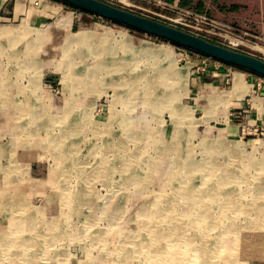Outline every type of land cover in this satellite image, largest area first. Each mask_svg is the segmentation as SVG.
Listing matches in <instances>:
<instances>
[{"label":"rangeland","instance_id":"1","mask_svg":"<svg viewBox=\"0 0 264 264\" xmlns=\"http://www.w3.org/2000/svg\"><path fill=\"white\" fill-rule=\"evenodd\" d=\"M24 1L18 5L24 16L0 25L25 27L23 18L33 8ZM101 1L264 60V34L258 25L214 17L210 0L204 2L216 28L165 7L167 0ZM196 3L193 10L205 14ZM84 18L80 28L95 31V37L91 34L88 42L67 51L45 48L39 35L46 30L37 34L41 25L34 22L27 24L29 34L37 37L34 46L27 36L12 46L0 38V88L7 93L0 102L8 95L12 100L0 103V264H264V131L253 130L241 117L227 126L216 108L194 106L195 74L186 59L207 57L88 13ZM141 40L153 52L167 54L160 61L143 58L134 64ZM130 51L133 63L127 59ZM177 74L185 76L182 85ZM147 81L151 88L143 97ZM230 85L228 79L217 90L225 93ZM222 131L231 133L223 139L224 147L238 146L240 154L202 146L206 134L219 139ZM255 143L259 148L251 156ZM179 166L186 175L177 176ZM219 180L217 198L231 193L232 186L239 188L232 193L236 214L229 215L222 232L204 236L208 245L197 229L211 225L189 224V219L195 221L192 215L178 217L175 221L182 224L175 225H182V236L189 239L170 250L176 262L162 257L164 244L155 246L149 238L151 228L165 227L170 215L155 214L170 210L168 203L187 182L199 189L203 182L208 188ZM254 197L261 201L247 207ZM172 209L179 208L173 204ZM221 236L229 246L210 261L209 256H218L214 245ZM196 246L205 256L190 254Z\"/></svg>","mask_w":264,"mask_h":264},{"label":"crops","instance_id":"2","mask_svg":"<svg viewBox=\"0 0 264 264\" xmlns=\"http://www.w3.org/2000/svg\"><path fill=\"white\" fill-rule=\"evenodd\" d=\"M167 1L183 8H193V3L197 2V9L199 11L200 9H204L207 15L209 14L208 9H210L213 16L218 19H237L240 22H251L257 24L258 28L264 34V0H210L209 3L211 6L208 7V9L207 4L204 2L206 0ZM19 2L20 0H0V23L3 22L4 19H9V17L12 19H21V16H24L23 13L20 12L18 6ZM24 2V5L30 4L33 11L29 13V15H25L23 19L27 20V24L33 22L40 25L42 24L43 26L41 25L39 29L44 27L46 30L40 35V40L38 39L41 44L45 42V48L53 49L55 47H61L63 49L67 38L72 37L75 32H78L77 30L73 31L76 25L79 26V31L87 30L85 28H80L86 23V19L84 18L85 14L76 12L62 3L51 0H27L29 4L26 1ZM62 18L66 20V26L64 27H61L59 23V20H62ZM0 26L5 25L3 24ZM92 35L95 37V33H92ZM125 36L126 34L124 33V37ZM27 37L29 40H32L34 46L37 37L32 34L27 35ZM60 37L63 38V41L57 44L55 40L58 41ZM129 39L131 42L134 40L131 36ZM135 41L138 42L139 40L135 39ZM32 43L29 42V45ZM85 43H82V45ZM146 43L148 42L144 40L139 42L140 51L141 47ZM166 48L170 51H172V49L175 50L174 47ZM131 54V51L129 55L127 54V59L130 63L135 61L134 64H140L143 58L146 59L144 55H140L141 58L138 57V59L132 61L130 60ZM186 60L187 63L191 65L190 69L192 68V74L193 71L195 74L192 78L193 94L196 96L194 98V106H199L203 110L216 108L218 110L217 114L222 117L227 126L234 118L241 117L243 120H247V125L253 130L264 131L263 78L244 73L241 70L228 67L222 63H215L214 61L203 59V57L200 56L187 58ZM98 63L101 64L104 63V61L102 60ZM173 71L175 72V70ZM174 72L172 76L175 75ZM228 79L231 80L230 89L225 93L224 91H218V88L226 86ZM237 82H239L240 86L235 89ZM217 91L219 92L218 94H216Z\"/></svg>","mask_w":264,"mask_h":264},{"label":"bare ground","instance_id":"3","mask_svg":"<svg viewBox=\"0 0 264 264\" xmlns=\"http://www.w3.org/2000/svg\"><path fill=\"white\" fill-rule=\"evenodd\" d=\"M59 23H60L61 27L66 26L65 25L66 24L65 18H62V20H59ZM43 28H41V30L38 28L39 30L38 29L36 30L37 34H40L41 31L43 30ZM31 29L32 28H29V26H27V25H25V27H23V26L19 27L18 29H12V28L10 29L9 27L0 26V38L5 37L7 39V41H8V45L12 46L14 41L17 40L18 38H21V36L24 37V36L29 35V32L31 31ZM92 33H95V31H91L90 32V31H87V30H80L77 33L75 32V34L72 37L67 38V40L65 41V44L63 46V49H65L67 51L69 48L73 47L77 43H85V42H87V40L92 36L91 35ZM6 36H8V37H6ZM106 39H108V38H106ZM152 50L153 49L148 46V43H146V44H144L141 47V53L139 55L142 54L146 58H152V59H158L159 60L160 58H163L164 54H167L166 51H163V50H155L154 52ZM134 60H136V59H134ZM178 75H179L178 76V80H179V82L182 85V82L184 81L185 76L184 75L181 76L180 74H178ZM1 80L4 81L5 77L1 76ZM4 86H6V85L3 84V88H4ZM238 86H240L239 82H237V84L235 86V89L238 88ZM145 88L146 89L148 88L147 90L145 89V93H143V92L140 93V95L143 96V97H146L144 95H147L149 88H151L150 83H148V81L145 84ZM74 91H75V94L78 95L77 94L78 89L77 90L75 89ZM5 94H7V93H5V90L3 91L0 88V96L6 97ZM135 94H137V93H135ZM7 97H8V99H4V101H1L0 103H2V102L3 103H9V102L12 103L11 102L12 100L9 98V95ZM153 102H154V100L152 102L149 101V103H151V104ZM207 106H209V105H207ZM68 108L69 107H67L66 112L68 111ZM229 134H230L229 131H224V132L222 131L218 135L219 139L208 138V136H206V135H209V134H206L204 139H202V146L205 147V148H209V149L213 148L214 146H219L222 150H225V151L230 150V152L232 154H234V155H237L236 151H238L239 154H240L241 150H240V148L238 146L234 147V148H230V149L228 147H224L223 142H225V140H223V139H225L226 135H229ZM258 146H259L258 143L254 144V146L251 149V156L259 148ZM121 159H123V158L121 157ZM236 159H237V157H236ZM174 164H177V163L175 162ZM116 166H120V164H118ZM178 168L179 169L177 171H179V174L177 176L180 175V172H183L184 175L187 174L186 173V169H185L184 166H182V167L179 166ZM175 176H173V178ZM178 181L179 180L177 178V179L174 180L173 183L175 184ZM187 183L183 185L185 187H181L180 188L181 191L178 190L179 193H178V196L175 198L176 201L175 200L174 201L171 200L168 203L169 204L168 207H170L169 208L170 210H164L162 212H158V213L155 214V215H164V214L168 213L170 215V217H169L168 220H165V224H166L165 227H162V228L152 227L151 228L152 237L149 238L150 241L155 243V246L164 244L165 247L163 248L164 251L162 252L163 256L162 255L161 256L162 257H168V259L172 263L176 262V258H175V255H174L173 251L170 252V250L173 247H176V246H178V247L179 246H183V241L186 240V239H189L188 237H183L182 236V231H183L182 225H180V226H176L175 225L177 223L178 224H182V223H179V222L175 221L178 217H180V216L181 217L182 216H190L191 217V215H192V218L195 219V221H190V219H189V224H194V225H199V224L200 225H208L209 224V225H211V226H208V227L202 226L203 228L200 227V228L197 229V231H199V236H201V238L204 241L205 245H208L207 242H210V239H206V237L204 238V236H207V233H209L212 230H216V231H221L222 232L223 231V227H221V226H223L225 224V222L228 221L229 215L230 216L232 214L235 215L236 214L235 211H236V209H238V208H236L237 205H236V202H235L234 195L232 193L236 192L239 188H237L235 186L234 187L232 186L231 190H230L231 193L226 192L225 195H223L221 198H219V197L217 198L216 194L219 191L220 187L222 186V183L220 182V180L218 182H216V184L211 183V186H209L208 188H206L207 187V183L205 184L203 182V184H202L203 186L202 187L200 186L201 188H199V189L197 187L195 188L191 184V182H189V184H187ZM192 189H194V190H192ZM232 189H234V190L232 191ZM212 199H214V201ZM215 199H220V201H215ZM254 199H253V201L251 203H249V205H247V207H252L253 208V206H255L256 204L258 205V202L261 201L260 197H256V198L254 197ZM208 201H210V202H208ZM173 204H175V206H177L179 209H177V210L176 209L175 210L172 209ZM207 205L211 206V208L208 209V210L206 209ZM214 207H216V210L214 209ZM164 209H166V208H164ZM104 213H105V211H104ZM172 217H176V218L172 219ZM200 218H201V220H200ZM188 230H191V228H189ZM194 230H196V228ZM223 237L224 236H221V237H218L216 239V241H221L220 242L221 244L218 243V244L214 245L215 247L218 246V248H219V252L217 253L218 256H209L210 261H213V259H215V258H217L219 256H222L223 252H221V251L225 247L229 246V244L227 243L228 239L227 238H223ZM191 238H193V237H191ZM235 240L237 241V239H235ZM137 241H140V240H137ZM123 242L126 244V241H123ZM123 242L121 241L122 244H123ZM157 242H159V243H157ZM186 242H187V240H186ZM223 242H224V244H223ZM133 243L135 244L136 242L133 241ZM170 243H172V244H170ZM122 244H120V245H122ZM198 246L200 248V245H198ZM198 246L194 247L192 252H190V254L192 256H195L196 258L197 257L200 258L201 256H205V253L199 254ZM230 247H231V249H233L232 246H230ZM220 252H221L222 255L220 254ZM153 254H155V256H153L154 257L153 262H155V259L158 258L157 257L158 253L155 252ZM230 254L233 255V253H230ZM221 260L225 261V262H231V261H229V259H227L225 257H221ZM160 262L161 261H159L158 264ZM195 262H196V264L197 263L200 264L199 261H197V260ZM200 262H204V261L200 260ZM212 263L215 264V262H212Z\"/></svg>","mask_w":264,"mask_h":264},{"label":"water","instance_id":"4","mask_svg":"<svg viewBox=\"0 0 264 264\" xmlns=\"http://www.w3.org/2000/svg\"><path fill=\"white\" fill-rule=\"evenodd\" d=\"M57 1L100 19L122 25L135 32L155 37L224 65L239 68L264 78V60L255 56L215 44L194 34L115 7L101 0Z\"/></svg>","mask_w":264,"mask_h":264},{"label":"built area","instance_id":"5","mask_svg":"<svg viewBox=\"0 0 264 264\" xmlns=\"http://www.w3.org/2000/svg\"><path fill=\"white\" fill-rule=\"evenodd\" d=\"M160 3H161V1H160ZM163 4L165 7L179 11L185 18L190 19V20L195 21V22L203 23V24L209 26L210 28H216L218 25L217 23L212 21V19H210V17H208L207 13H205V14L197 13L191 7L183 8V7L178 6L177 4H171V3L170 4L163 3ZM219 26L221 28L228 29V27L226 25H220L219 24ZM181 51L184 53L191 52V51H188L187 49H184V48H181ZM208 60H212V59L208 58Z\"/></svg>","mask_w":264,"mask_h":264},{"label":"trees","instance_id":"6","mask_svg":"<svg viewBox=\"0 0 264 264\" xmlns=\"http://www.w3.org/2000/svg\"><path fill=\"white\" fill-rule=\"evenodd\" d=\"M72 8V7H71ZM74 9V8H73ZM75 10H77V9H75ZM78 12H80V13H83V14H85V12H82V11H79V10H77ZM139 33V32H138ZM188 51H190V50H188ZM202 56V55H201ZM237 69H239V68H237Z\"/></svg>","mask_w":264,"mask_h":264}]
</instances>
